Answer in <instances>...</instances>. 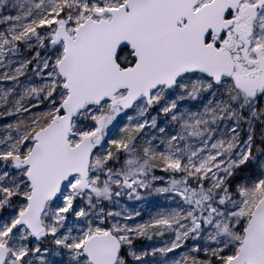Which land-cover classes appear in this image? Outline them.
I'll return each mask as SVG.
<instances>
[{
  "label": "snow or ice",
  "instance_id": "1",
  "mask_svg": "<svg viewBox=\"0 0 264 264\" xmlns=\"http://www.w3.org/2000/svg\"><path fill=\"white\" fill-rule=\"evenodd\" d=\"M0 264H264V0H0Z\"/></svg>",
  "mask_w": 264,
  "mask_h": 264
}]
</instances>
